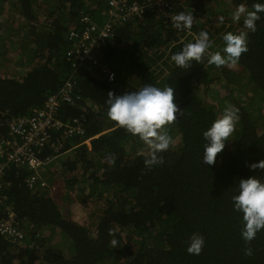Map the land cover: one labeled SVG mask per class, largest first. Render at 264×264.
<instances>
[{"label":"trees","instance_id":"obj_1","mask_svg":"<svg viewBox=\"0 0 264 264\" xmlns=\"http://www.w3.org/2000/svg\"><path fill=\"white\" fill-rule=\"evenodd\" d=\"M104 1L47 0L52 5L43 21L35 11L36 0H0V10L13 3L11 8L29 23L24 38L28 68L19 78L0 74V122L40 107L68 78L75 82L72 101L62 104L58 116H81L84 121L81 138L71 140L77 146L60 163V175H46L49 187L30 189L25 167L4 170L5 203L25 237L18 244L0 235V264H264V230L246 244L242 214L232 205L240 179L257 176L264 181V170L248 167L264 160V13L255 32L218 25L229 10L213 0H184L187 8L176 10L193 15L190 30H176L156 7H149L142 17L115 23L112 40L96 52L121 79L136 80L135 88L124 90L117 74L107 82L86 68L72 67L68 56L71 27H79L87 15L100 20ZM225 2L252 10L261 0ZM201 30L209 31L214 40L210 53L221 51L226 32H247L248 51L235 65L216 67L205 57L188 69L177 67L171 55L194 42ZM146 85L173 88L179 110L177 120L165 126L176 139L159 153L163 163L151 167L145 164L149 150H137L139 137L108 119L106 104L109 92L122 95ZM245 89L263 102L244 100ZM229 104L239 109L240 117L231 149L218 153L213 165H203L202 133ZM85 139L88 142L82 143ZM71 191H76L82 207H90V199L101 201L94 227L73 214L77 204ZM4 216L0 211V218ZM193 234L204 239L199 255L187 251ZM114 238L119 241L116 246L110 242ZM248 247L251 256L244 254Z\"/></svg>","mask_w":264,"mask_h":264},{"label":"clouds","instance_id":"obj_2","mask_svg":"<svg viewBox=\"0 0 264 264\" xmlns=\"http://www.w3.org/2000/svg\"><path fill=\"white\" fill-rule=\"evenodd\" d=\"M261 13H264V0L253 4L252 10H248L243 4L238 5L232 13V19L240 21L243 17L244 28L255 32L256 22L261 18ZM171 20L176 30L185 31L192 28L194 17L190 13L180 12L172 16ZM222 40L224 46L221 51L210 53L209 49L213 46L214 40L209 31L201 30L195 41L185 44L179 52L172 54L170 61L177 67L188 69L193 61L199 62L207 57L209 65L220 67L235 65L241 55L248 51L247 32L239 34L226 32ZM106 104L108 119L116 122L118 127L125 129L132 136H138L147 145L149 155L145 160L146 166L162 164L163 158L159 153L169 150L174 143L165 128L177 120L179 110L174 103V89L146 85L138 91L122 95L109 92ZM239 118V109L229 104L222 116L203 131L205 141L201 159L203 165L211 166L216 162L217 154L231 140ZM248 167L253 171L264 170V160L252 163ZM232 205L234 211L242 214L241 237L248 244L256 238L258 232L264 230V181L257 176L240 179L236 194L232 196ZM110 242L113 246L119 243L115 238ZM203 246V237L193 234L187 251L189 254L199 255ZM244 254L251 256L252 249L246 248Z\"/></svg>","mask_w":264,"mask_h":264},{"label":"built area","instance_id":"obj_3","mask_svg":"<svg viewBox=\"0 0 264 264\" xmlns=\"http://www.w3.org/2000/svg\"><path fill=\"white\" fill-rule=\"evenodd\" d=\"M105 1L99 12L100 20L87 15L80 19L79 27H71L73 45L68 56L73 60L72 67L86 68L96 77L102 76L107 82H113L115 73L101 63L96 49L105 41L112 40L114 24L142 17L149 7H156V11L172 21L171 17L178 14L176 10L179 9V3L172 2L174 0ZM170 3L174 5L168 7ZM74 85L75 82L68 78L56 93L47 96L40 107L0 122V211L6 213V216L0 218V235L18 244L24 240L25 232L18 226L11 207L5 203L7 196L4 192L3 172L11 165L25 167L28 170L25 183L30 189L49 187L51 180L46 175L52 176L54 173L49 170L50 167L53 168L54 164L61 163L69 156L77 146L71 144V140L79 135L81 138L84 132L81 116L68 120L58 116L62 104L72 101ZM84 142H88V139Z\"/></svg>","mask_w":264,"mask_h":264},{"label":"rangeland","instance_id":"obj_4","mask_svg":"<svg viewBox=\"0 0 264 264\" xmlns=\"http://www.w3.org/2000/svg\"><path fill=\"white\" fill-rule=\"evenodd\" d=\"M178 1V8H181L182 6L187 8V6L184 3V0H174L172 2ZM215 3L216 1H219L222 3V5H218L222 9H228V14L225 16L223 21L217 22L218 25L225 24L226 27L229 26V24H234V26H241L243 29V17L240 21H235L232 19V13L234 12L235 8H233L232 5L227 6L226 0H213ZM51 3H48L47 0H36V3L34 2V8L35 11L40 18V20H46L49 8H51ZM174 4L170 3L168 7L173 6ZM14 4H4L2 5V9L0 10V74L6 75V76H14V77H21V75L24 73V71L28 68V48L25 47L24 41L26 38L25 36H28V30H29V23H27L25 20H22L20 12L18 10H13L11 7H13ZM175 8V7H174ZM11 9V10H10ZM227 17V19H226ZM230 17V18H229ZM232 19V20H230ZM14 37H17L18 40H13ZM195 34L192 33V37L194 38ZM108 68L117 74L115 71V68L111 66H108ZM118 80H122V82L119 83L120 87H123L124 90L127 88H135L136 87V80L134 78L126 77L124 79H121L119 75L116 76ZM247 96L244 100L255 102L258 104L259 102H263L262 99L258 96L253 95L252 90L245 89L243 92L242 97ZM259 98V99H258ZM261 99V100H260ZM216 104V102H215ZM259 105V104H258ZM258 110V109H257ZM253 114L255 113V110H252ZM257 112V111H256ZM169 133V131H168ZM173 135V134H172ZM172 137V136H171ZM176 138H174L173 141H175ZM231 140H229L224 149L230 150L231 145L233 143L232 136L230 137ZM137 150L140 151H148L147 145L144 144L143 141H140L136 144ZM58 164H54L53 168L50 167V171L53 172V175H60V172H62L61 166ZM58 181H56L57 183ZM109 194L108 192H104V195ZM71 199L74 201L73 204H77L76 208L73 210V214L77 217L81 223H85L86 225H89V227H94V220L96 217H98V214L100 213V207H101V201L96 200L92 202L90 207L85 206L82 207L80 204L76 202L78 200L76 191H71ZM61 238V237H60ZM64 252L67 253V248L64 246Z\"/></svg>","mask_w":264,"mask_h":264}]
</instances>
